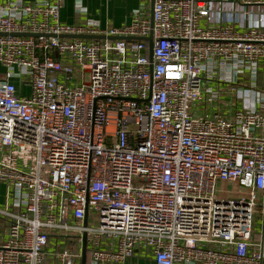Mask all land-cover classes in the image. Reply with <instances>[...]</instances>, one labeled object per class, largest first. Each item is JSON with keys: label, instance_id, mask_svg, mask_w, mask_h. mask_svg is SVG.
Segmentation results:
<instances>
[{"label": "built area", "instance_id": "1", "mask_svg": "<svg viewBox=\"0 0 264 264\" xmlns=\"http://www.w3.org/2000/svg\"><path fill=\"white\" fill-rule=\"evenodd\" d=\"M64 1L0 5V264H80L84 236L86 264H263L264 89L205 82L264 68L263 19L221 14L264 0H153L119 28Z\"/></svg>", "mask_w": 264, "mask_h": 264}, {"label": "crops", "instance_id": "2", "mask_svg": "<svg viewBox=\"0 0 264 264\" xmlns=\"http://www.w3.org/2000/svg\"><path fill=\"white\" fill-rule=\"evenodd\" d=\"M6 1L7 0H0V5L4 4ZM22 1L25 3L35 2V0ZM210 1L217 2L219 0ZM141 4H143V9L141 8L143 16L150 19L151 0H147L146 2H142L141 0H81V2H79V6L74 0H65L60 11V19L63 23L69 25H80L86 20H90L97 23L101 28H119L130 22L132 15L135 11L140 9ZM212 6L217 7L214 5ZM221 6V14L225 16L228 23L238 32H242L247 28L256 25L258 18L263 19L264 22V6L248 7L251 12L248 20L245 22H243L240 18V11L242 10L240 6L231 3L222 4ZM78 8L80 10H78ZM201 24L209 25L205 20H201ZM221 77L222 76L220 74H217L211 81H206L205 85L216 90L226 86L231 88L234 85L236 88L238 87L241 90L243 87H251L250 85L254 84L257 88L264 89V68L258 71L256 78H252L246 71L243 73L232 74V85L228 83H216L215 81ZM13 82L17 87L18 95L27 96L29 94V88L27 86L20 85L16 81ZM232 96V98L235 99V103H237L236 95L232 94ZM221 101L223 104H218V107L220 108H225L226 104L230 102L232 105L235 104L234 101L231 100V97H224ZM3 193L4 187L0 185V205L2 204L1 201ZM123 264H153V261L149 255H136L125 261Z\"/></svg>", "mask_w": 264, "mask_h": 264}, {"label": "water", "instance_id": "3", "mask_svg": "<svg viewBox=\"0 0 264 264\" xmlns=\"http://www.w3.org/2000/svg\"><path fill=\"white\" fill-rule=\"evenodd\" d=\"M152 2L153 0H151V6H152ZM23 36H28L27 34H23ZM71 38H74L76 36H70ZM81 38H92V37H88V36H82ZM121 39V38H119ZM122 40H132V39H129V38H126V39H122ZM147 41H148V55H149V61L152 60V38L151 36L147 38ZM84 224H86V218L84 220ZM86 241H85V236L83 237V245H82V257H81V263L80 264H86Z\"/></svg>", "mask_w": 264, "mask_h": 264}, {"label": "rangeland", "instance_id": "4", "mask_svg": "<svg viewBox=\"0 0 264 264\" xmlns=\"http://www.w3.org/2000/svg\"><path fill=\"white\" fill-rule=\"evenodd\" d=\"M228 99H230V98H228ZM231 100L234 101V103H235V99H234V98L231 97ZM235 104H236V103H235ZM238 107H239V105H238ZM67 250L70 252V247L67 248ZM58 251H59V249H58Z\"/></svg>", "mask_w": 264, "mask_h": 264}]
</instances>
